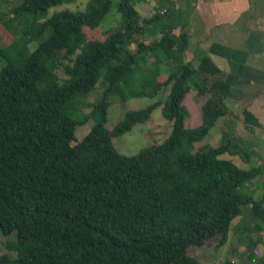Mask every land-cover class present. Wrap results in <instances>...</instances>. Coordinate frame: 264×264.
Returning <instances> with one entry per match:
<instances>
[{"label":"trees","instance_id":"16d2710c","mask_svg":"<svg viewBox=\"0 0 264 264\" xmlns=\"http://www.w3.org/2000/svg\"><path fill=\"white\" fill-rule=\"evenodd\" d=\"M69 1L17 0L5 13L18 27L0 47V231L15 233L6 243L15 256L0 251V264H201L188 248L212 238L223 245L243 207L251 203L255 212L261 204L240 191L259 169L222 158L228 142L195 150L226 111L222 71L206 54L196 66L182 60L186 35L176 37L169 14L142 16L135 7L142 0H116L119 24L102 39H87L83 26L97 27L114 0H88L84 10L42 20L25 17ZM149 24L158 33L144 42ZM166 59L168 72L161 67ZM102 75L101 98L74 118L77 97ZM166 89L106 127L113 90L127 100ZM190 89L207 98L201 123L188 128L183 100ZM157 107L171 123L169 134L133 155L118 152L112 137ZM91 118L77 139L76 126Z\"/></svg>","mask_w":264,"mask_h":264},{"label":"crops","instance_id":"0c3cea01","mask_svg":"<svg viewBox=\"0 0 264 264\" xmlns=\"http://www.w3.org/2000/svg\"><path fill=\"white\" fill-rule=\"evenodd\" d=\"M135 7L146 17L170 15L176 37L186 35L182 60L196 66L206 54L222 71L229 85L226 111L209 129L208 141L210 146L228 142L222 158L259 169L240 191L261 200L255 212L249 203V211L243 210L230 224L228 240L235 237L236 242L232 260L264 264V0H142ZM157 33L149 24L141 39L149 42ZM171 63L164 60L162 70L168 72Z\"/></svg>","mask_w":264,"mask_h":264},{"label":"rangeland","instance_id":"374dc122","mask_svg":"<svg viewBox=\"0 0 264 264\" xmlns=\"http://www.w3.org/2000/svg\"><path fill=\"white\" fill-rule=\"evenodd\" d=\"M88 0H72L49 7L43 14H27L25 17L28 20H42L47 16H50L54 12L71 9L73 11L84 10ZM17 0H0V47L6 46L14 39L13 31L11 28L18 27L17 19L11 22V14H5L8 9L13 6ZM138 4V3H137ZM136 4V5H137ZM142 15L140 8L138 9ZM39 15V16H38ZM41 17V18H40ZM120 15L116 9V0L109 12L105 15L102 22L94 28L83 26V32L87 39H102L104 32L108 29L115 28L119 24ZM35 43L30 44V49L35 47ZM135 47V44L132 45ZM64 63H67L64 60ZM2 62H0V66ZM57 73L60 78H66L63 72V67L57 68ZM106 80L102 75L95 86L87 95H79L77 97L76 109L74 107L70 110V114L74 118H82L84 114L96 103L102 96V92L106 87ZM165 96V90L161 91L155 97L138 96L132 97L127 100L121 99V93L113 90L109 93V107L106 121V127L112 129L113 126L119 121L124 112L128 109H139L143 108L156 99ZM207 96H198L194 89H190L183 100L187 114L185 116L184 124L186 127L191 128L198 123H201V106L206 100ZM93 119H86L84 122L79 123L76 126L75 137L80 139L90 129L93 124ZM171 128L169 120L163 117L160 107L155 108L148 120L140 123H136L129 131L112 137V143L116 150L123 155H133L137 153L141 148L146 147L152 143L162 141L168 134ZM211 142L208 141V133L200 140L195 142V150L199 147H203L204 150L210 147ZM243 210H248L247 205L243 207ZM233 230V228H232ZM234 241L226 240L223 245H217L216 238L207 240L201 246H190L188 253L195 256L201 264H220L226 258L234 259L236 246L235 237ZM15 240V233L12 232L8 235H4L0 231V251H8L10 255L15 256V252L9 250L6 246L8 241Z\"/></svg>","mask_w":264,"mask_h":264}]
</instances>
